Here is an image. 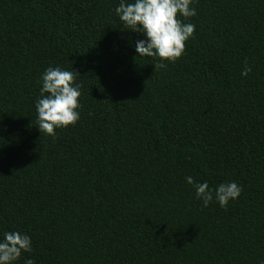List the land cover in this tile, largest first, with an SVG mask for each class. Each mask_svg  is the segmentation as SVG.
Listing matches in <instances>:
<instances>
[{"label":"trees","instance_id":"16d2710c","mask_svg":"<svg viewBox=\"0 0 264 264\" xmlns=\"http://www.w3.org/2000/svg\"><path fill=\"white\" fill-rule=\"evenodd\" d=\"M119 2L0 0V235L32 238L18 264H264V0H195L157 69ZM57 65L82 107L53 139L35 101ZM186 176L243 192L204 208Z\"/></svg>","mask_w":264,"mask_h":264},{"label":"clouds","instance_id":"9594fccd","mask_svg":"<svg viewBox=\"0 0 264 264\" xmlns=\"http://www.w3.org/2000/svg\"><path fill=\"white\" fill-rule=\"evenodd\" d=\"M195 0H120L115 13L128 31L141 34L135 41L139 57L157 60L155 69L166 68L182 57L186 42L193 37L195 25L185 22L197 15ZM252 68L245 62L241 71L247 77ZM77 71L60 66H49L37 80L39 96L35 101L36 123L42 135L56 138L58 129L74 126L80 119L82 85L77 82ZM185 181L195 190V198L207 208L217 203L227 208L238 199L243 189L235 181L221 183L215 188L207 181L198 182L192 176ZM33 251L32 238L19 230L4 231L0 235V264H18L23 253ZM24 264H35L34 259H25Z\"/></svg>","mask_w":264,"mask_h":264}]
</instances>
